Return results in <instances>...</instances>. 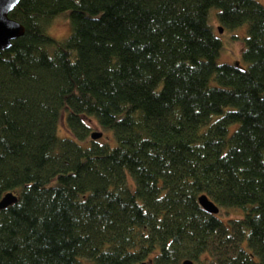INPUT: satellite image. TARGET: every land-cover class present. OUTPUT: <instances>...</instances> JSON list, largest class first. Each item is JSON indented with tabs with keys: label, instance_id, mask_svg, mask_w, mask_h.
Returning a JSON list of instances; mask_svg holds the SVG:
<instances>
[{
	"label": "trees",
	"instance_id": "trees-1",
	"mask_svg": "<svg viewBox=\"0 0 264 264\" xmlns=\"http://www.w3.org/2000/svg\"><path fill=\"white\" fill-rule=\"evenodd\" d=\"M213 7L247 23L246 66L217 64ZM9 16L24 32L0 53V197H17L0 264H264L263 4L19 0Z\"/></svg>",
	"mask_w": 264,
	"mask_h": 264
},
{
	"label": "rangeland",
	"instance_id": "rangeland-1",
	"mask_svg": "<svg viewBox=\"0 0 264 264\" xmlns=\"http://www.w3.org/2000/svg\"><path fill=\"white\" fill-rule=\"evenodd\" d=\"M261 4L264 5V0H257ZM217 11L218 9L216 7L211 8L210 14H209V22L213 24L215 34L219 37L221 41V47L219 49L218 54L216 55V62L218 63H233L238 62L243 66H246V61L242 58V50L244 48L245 43V37L247 36V23H241L240 25L233 27V28H222V32H219L217 26H220V23L217 19ZM65 13V12H64ZM63 12L60 14H57L54 18L51 19L48 27L47 32L49 35L60 39L65 36H67L71 31V24L67 16ZM235 124H231L228 127V134L232 132V129L234 128ZM64 123L62 117L59 120V124H57V134L59 136L69 135L68 132H66V129L64 128ZM92 130H101L98 127H93ZM106 135L112 136V133L109 129L106 130L105 135L100 136L101 140L106 139ZM107 142L112 146L115 144V140L113 139V136L111 139L107 140ZM17 190V189H15ZM228 211V216H233L236 214H241L242 209H233L232 207H227L225 209ZM81 264H86L85 261L82 260Z\"/></svg>",
	"mask_w": 264,
	"mask_h": 264
},
{
	"label": "water",
	"instance_id": "water-1",
	"mask_svg": "<svg viewBox=\"0 0 264 264\" xmlns=\"http://www.w3.org/2000/svg\"><path fill=\"white\" fill-rule=\"evenodd\" d=\"M19 0H0V53L2 50L9 48L13 39L19 37L24 32V26L17 20L9 16V12L17 5ZM219 32H222V27L219 26ZM102 135L101 131L94 130L90 133V137L93 139L99 138ZM198 203L204 210L209 213L216 214L219 211V207L208 198L206 194L197 195ZM16 196L11 191L5 192L0 197V209L5 207L16 200ZM138 264H146L141 262ZM183 264H193L192 260L185 259Z\"/></svg>",
	"mask_w": 264,
	"mask_h": 264
}]
</instances>
